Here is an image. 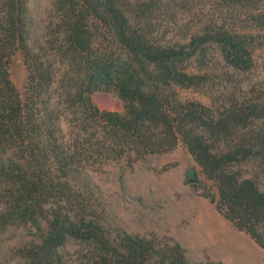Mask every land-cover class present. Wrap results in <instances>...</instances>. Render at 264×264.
I'll return each instance as SVG.
<instances>
[{"label":"trees","instance_id":"obj_1","mask_svg":"<svg viewBox=\"0 0 264 264\" xmlns=\"http://www.w3.org/2000/svg\"><path fill=\"white\" fill-rule=\"evenodd\" d=\"M155 1L138 0L132 10L127 0H53L30 43L29 0H0V147L10 151L0 164V231L36 216L49 225L42 242L18 250L25 264H66L60 248L69 239L84 264H192L173 237L112 236L70 178L119 161L132 166L180 143L217 188L203 195L264 247V187L240 168L252 160L264 166V85L222 107L177 90L206 79L189 66L209 41L234 68H251L254 36L212 23L174 42L155 32L147 6ZM254 17L264 23V12ZM18 50L27 68L22 91L10 71ZM98 90L116 93L125 109H102L92 98Z\"/></svg>","mask_w":264,"mask_h":264},{"label":"rangeland","instance_id":"obj_2","mask_svg":"<svg viewBox=\"0 0 264 264\" xmlns=\"http://www.w3.org/2000/svg\"><path fill=\"white\" fill-rule=\"evenodd\" d=\"M53 0H29L27 34L35 43L43 32ZM137 10L138 0H127ZM156 22L155 32L174 42L187 43L205 26H229L254 36V64L236 69L224 58L218 42L209 41L204 56L192 59L189 70L206 74V79L191 87H177L184 100H197L222 107L232 98L250 96L264 85V23L254 17L264 12V0L242 3L237 0H157L147 3ZM11 77L22 91L27 68L20 50L10 65ZM93 101L102 109L123 111L124 102L114 92L98 90ZM261 123L262 121H258ZM10 151L0 147V164L8 161ZM247 176H255L264 187V166L252 160L241 164ZM189 149L180 143L169 152L151 155L132 166L114 162L104 169H83L71 174L75 188L91 200L111 235L151 233L170 236L179 242L192 264L221 260L227 264H264V247L246 231L236 228L208 197L205 188L217 192L213 181L202 173ZM195 182H190V179ZM1 189V186H0ZM3 203L0 200V211ZM49 233L46 219L36 216L27 222L0 231V264H25L18 250L42 242ZM73 239L60 248L66 264H84Z\"/></svg>","mask_w":264,"mask_h":264},{"label":"water","instance_id":"obj_3","mask_svg":"<svg viewBox=\"0 0 264 264\" xmlns=\"http://www.w3.org/2000/svg\"><path fill=\"white\" fill-rule=\"evenodd\" d=\"M195 181H196V180H195V179H193V178H192V179H190V182H195Z\"/></svg>","mask_w":264,"mask_h":264}]
</instances>
